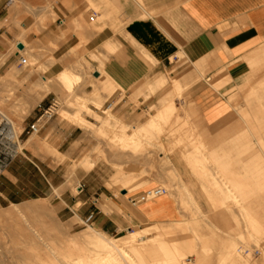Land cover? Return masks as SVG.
I'll list each match as a JSON object with an SVG mask.
<instances>
[{
    "label": "rangeland",
    "instance_id": "obj_1",
    "mask_svg": "<svg viewBox=\"0 0 264 264\" xmlns=\"http://www.w3.org/2000/svg\"><path fill=\"white\" fill-rule=\"evenodd\" d=\"M7 1L0 0V4L4 5ZM29 2L30 5L27 4ZM114 2L110 0H24V4L20 0L12 1L14 7H19L18 9L16 8L18 14H16L15 20L14 18L13 20L11 19V15L0 24V26L6 27L8 31L12 26L18 31L16 36L13 34L12 38H8L5 34H2L0 41V100H4L3 103L2 100L0 101V108L3 106L2 111L5 116L2 117L0 115V130L2 133L1 137L3 138L0 141V172L10 164H14L16 168L14 171L23 175L22 181L27 184L28 188H34V191L30 192L29 197L25 200H17L12 197L13 200L11 202L7 200L0 201V211L12 208V204L21 206L29 202L40 201L45 205H49L46 207L51 206L49 210L52 209L50 211H52L53 216L55 215V218H53L55 223L57 222L56 225L71 235L72 233H79L87 228L89 224H92L105 234L114 237L125 236L139 227L148 228L151 226L148 228L149 231L147 233L148 236H151L153 234L152 226L154 222L162 225L165 230L173 229L180 231L186 226L187 220H192L191 217L193 215L186 216L185 214L189 211L178 207V216L176 218L157 221H147L144 219L140 220V223H136L126 213L129 212L130 208H136L140 204L135 203L133 205L134 202L131 200L137 198L144 191L130 196L127 200H119L117 202L112 201L105 194H101L100 198L96 194L92 199L94 202L92 204L91 199L86 200L87 196L84 195L86 193L85 190L91 188V190L97 191L99 194L98 187L101 180L113 195L119 197L121 195L120 192L124 191V189L130 192V187L134 188L140 182L143 183L144 181L145 183H140L144 185L148 181H154L156 186L164 187L167 193L175 201H178L176 198L179 195L186 197L183 187L185 186L184 182L188 180L193 188V199L191 201L198 203L200 206L199 214L195 216V222L197 223L193 225L199 236L200 245L206 244L214 247V249L211 247L214 252L213 255L206 257V259L211 260L212 264H215L214 261L217 260L216 254L220 249L218 246H220V243L226 242L224 238L227 241H233L237 237V232L241 229L243 231L242 225L244 223L242 221L241 210H239L238 204L233 205L232 209L226 211L211 208L210 203L212 199L210 200L209 197L207 199L206 192L201 189V177L193 173V168L189 166L192 162L190 163L187 155L193 153L194 148H201L199 154L202 153V155L206 156L212 154V159L206 161V171L209 174L208 180L210 179L211 182L217 180L223 187H231L232 185L228 180L230 178L239 179L241 180V187L246 191L248 187L258 188L262 186L264 188V184L257 182L258 180H264V176H253L258 171L264 170L263 166L255 167L254 165L257 163L255 160V156L257 155L259 156L258 161L264 164V145L261 142L259 143L258 139V146L260 148H221L222 144L223 147L226 144L223 141L219 148H214V151H211L210 136H202L200 126H198L197 114L199 112L197 108L193 103H188L184 107L181 101L191 99V86L205 82L204 77L206 76L210 77L208 73L212 65L203 72L197 73L196 77L189 76L194 62L186 60L181 53L176 52L177 57H171L170 61L166 60L165 67L161 70L159 69L157 72H152L151 75L139 80V82L132 86L124 87L113 78L111 88L109 85L104 86L106 85L104 82H100L104 85L100 84L99 81L95 82L93 79L99 76V74L97 76L94 75L97 72L95 69L101 70L104 75L108 74L104 69V62L111 55H117L118 52H121L120 50L125 48V44L140 48L130 38L129 33L126 32V28L128 27L126 24L127 20L122 18L119 9L114 8ZM82 5H85V7L81 8L80 6ZM23 6H25V9ZM30 6L33 8V11L31 10L32 8L30 9ZM54 7L57 8L54 9ZM26 9H29L28 12H26ZM143 17H146V15H143ZM26 19L32 22L31 25L24 28L22 22ZM52 24L55 26L56 32H52L50 29ZM20 32H24V38L27 39L28 51L25 53L27 57L19 53L14 44L18 40ZM91 33L93 34L91 35ZM106 33L107 38L105 36L104 40H99L100 34L103 36ZM41 35L44 38L42 41L40 39ZM68 37L70 41L67 43L66 38ZM116 37L122 38L123 42L118 41ZM171 39V41H174L173 38ZM95 40L96 42L94 43ZM59 42L64 43L66 53L64 56L56 59L51 57V55L52 52L59 48ZM141 50H139L140 54ZM258 55L254 59V62L248 64H256L260 60V57L264 55V50L259 52ZM141 58L146 64L148 63L146 59ZM86 61L89 65H87ZM56 63L60 64V71L67 70L72 76L79 77L75 83H79L81 86V90L78 91L80 100L69 94L59 95L43 86V84L38 83L40 76L46 74L55 76L58 73L56 70L49 72L53 69L54 65L56 66ZM152 64L148 63V66L150 65L151 68ZM33 67L40 69H36L38 70L36 71ZM213 68L216 69L217 64ZM31 70L34 71L32 74L29 73ZM160 75L165 76L168 80V84L165 87L154 90L146 87L148 81H153L155 77ZM217 75L218 72H215L211 78L214 80ZM36 76L39 78L37 77L36 79ZM171 78H177L181 81L182 90L179 94H176V88L171 85ZM226 82L227 77L220 82V86L215 88V90H219ZM92 83H99L101 88L98 85L94 87L95 84L92 85ZM96 88L100 89L96 91ZM253 90L250 91L253 92ZM160 92L173 98L175 105L184 112L185 117L183 116L181 119L186 122V125L175 135L178 141L175 142L173 135H164L162 147L156 139V132L157 135L162 134L166 129L165 127L162 133H160L162 129H156V131L148 130L149 132L143 131L136 137L142 141V149L140 148L141 146L138 148L131 147L137 148L135 149L137 151L135 153L146 154L147 161H138V159H133L128 155L119 154L117 152L118 147H125H120V143L117 144V137L124 134L135 136L133 132L136 131V127L148 120L150 115L160 107ZM29 94L34 98L39 99V96L41 98L37 103L32 104L31 100L34 98H30ZM52 97L58 103L55 110L52 111L51 116L41 119L39 132L33 135L30 134L27 125L33 123L51 106L53 103V101H50ZM96 98L100 101V107L94 104L95 102L97 103ZM72 100L75 102L78 100V106H83L85 103V106L87 105L100 117L97 116L95 118L94 115L93 117L92 112H89V114L82 112L76 106L77 104L72 103ZM61 109H65L69 115L70 113L79 112L91 124H78L79 126H77L76 122L78 121L71 120L72 116H65L68 118L64 119L60 116L62 112L59 113V111ZM81 109L84 110L82 107ZM103 109H107V113H103ZM9 121H12V123L15 121L14 128L17 133H15L16 136L14 137H12ZM116 123L120 127V123H122L123 127L120 129ZM71 124L74 126L71 127ZM115 125L116 127H114ZM72 130L76 131L73 132ZM63 131L68 133V135L71 131L73 133L67 138V135H62L63 133L61 132ZM122 131H124V134ZM58 133L61 136L57 137ZM191 133L195 134L193 142H190L191 136L189 135ZM30 138H34L33 141L35 142L30 144L28 142ZM53 138L55 141L52 140ZM62 140H65V144L62 148H58L57 145H60ZM107 140L112 141V143ZM180 150H182L181 155ZM178 156H180L179 159L175 161L174 158ZM225 156H228L226 162L223 159ZM243 161H247V163ZM172 164H181L183 167L181 169H174ZM249 165L250 167H246ZM40 171L43 172L44 178L38 176V172ZM221 171H226V176L222 175ZM79 184L84 186V191L81 193H78L77 189ZM153 187L155 186L145 188L144 190H149ZM210 194L215 196V199L213 198L215 205L219 204L217 198L224 196L223 193L217 191H211ZM232 194L237 196L264 197V193L256 192H238ZM260 201L263 202L264 200ZM179 212H184V214H179ZM46 213L44 214V219L48 221L51 217ZM219 213H224V216H221ZM231 213L238 214L236 217L237 223L231 222L233 221ZM101 214H103V217ZM240 219L241 221H239ZM208 221L210 224H207ZM114 226L116 229H113ZM3 237L4 235L0 231V240H2L0 242V252L6 255L7 253L13 255L19 252L30 251L23 246L24 243L19 237H13V239L12 237ZM221 238L225 241H222ZM240 241L238 240L239 245L242 244V239ZM260 241L264 245V239H260ZM213 244L216 245L213 246ZM15 245L21 246L16 250L14 248L8 249ZM3 260L11 262H15V260L20 261L14 257L4 258Z\"/></svg>",
    "mask_w": 264,
    "mask_h": 264
},
{
    "label": "crops",
    "instance_id": "obj_2",
    "mask_svg": "<svg viewBox=\"0 0 264 264\" xmlns=\"http://www.w3.org/2000/svg\"><path fill=\"white\" fill-rule=\"evenodd\" d=\"M110 1H115L114 8L119 9L122 18L127 20L126 32L140 47L138 49L125 44V48H122L121 52H118L117 55H111L104 62V69L108 73L105 75L111 79V82L113 78L124 87L132 86L139 80L151 75L152 72H157L165 67L166 60L170 61L171 57H177L176 52L181 53L186 60L194 62L189 76L196 77L197 73L203 72L212 65L208 73L210 77L206 76L204 77L205 82L191 86V99L181 101L184 107L188 103H193L197 108L199 112L197 114L198 126H200L202 136H210L211 151L213 152L214 148H219L223 141L226 144L225 147L222 144L221 148H260L258 139L259 143L261 142L264 145V55L260 57L256 64H248L254 62V59L259 56V52L264 50V0ZM12 5L11 0H8L4 5L0 4V24L11 15L15 20L18 11ZM80 7L84 8L85 5ZM56 8L54 7V9ZM143 15H146V17H143ZM31 22L26 19L22 22V26L25 28L31 25ZM50 29L52 32H56L53 24ZM17 33V29L13 26L9 31L6 27L0 26V41L2 34L12 38L13 34L16 35ZM21 33L18 34V39H20ZM41 36L42 41L44 38ZM105 36L107 38V33L103 36L100 34L99 40H104ZM171 38L174 41H171ZM69 39V37L66 38L67 43L70 41ZM117 39L121 43L123 42L122 38ZM25 40L27 41L26 38ZM58 45L59 48L51 55L56 59L66 53L64 43L59 42ZM140 49H142L141 54ZM18 52L20 53L19 50ZM141 57L146 59L148 63H153L151 68L148 63L142 61ZM215 64H217L216 69L213 68ZM59 68L60 64L56 63V66L54 65L49 72L54 70L60 72ZM99 71L101 72V70ZM215 72H218V75L213 80L211 77ZM226 77L227 82L225 85L219 90H215ZM170 83L176 88V94H179L182 90L181 81L177 78H171ZM167 84V78L160 75L155 77L153 81H148L146 87L154 90L163 88ZM252 89H254L253 92L250 91ZM166 95L161 94L160 107L155 112L170 101H174L173 98ZM53 100H55L54 97L50 101ZM181 116H184L183 112H181ZM72 131L75 132L76 130ZM72 131L69 135L64 131L61 133L69 138L73 133ZM59 136L61 134L58 133L57 137ZM52 140L55 141L54 138ZM64 144L65 140H62L57 147L62 148ZM200 149L195 148L196 153L201 152ZM181 153L182 150H180V155ZM179 157L174 158V160L176 161ZM199 159L204 165L201 170L197 167ZM211 159L212 154L206 156L202 153L200 158L196 156L195 159L196 169L194 174L201 177V189L204 188L206 193L217 191L224 194L227 188H234V186L238 187L239 192L264 193L262 186L258 188L248 187L245 191L241 187V180L235 178L228 180L232 185L231 187H223L217 180L211 182L210 179L208 180L209 174L206 171V161ZM223 159L226 162L228 156ZM255 160L257 161L254 164L255 167H264V164L258 161V155L255 156ZM243 162L247 163V161ZM172 165L174 169L183 167L181 164ZM246 167H250V165ZM15 169L14 164H10L0 172V201L7 200L11 202L12 197L17 200H25L29 197V193L34 191V188H28L27 184L22 181L23 175L16 173ZM38 173V176L44 178L43 172ZM222 175L226 176V171L222 172ZM253 176H264V170L258 171ZM257 182L264 184V180H258ZM184 183L183 190L187 194L186 190L191 189L192 184L188 180ZM152 186H156V183L148 181L136 190L130 192L125 189L122 190L121 195L117 197L100 180L99 194L89 188L85 190L84 195L87 196L86 200L91 199L92 204L94 203L92 199L96 194L99 198L101 194H105L112 201L117 202L127 200L130 196ZM83 187L80 184V190L77 188L78 193L84 191ZM212 196L215 198L214 195ZM221 199H223V196L217 198V200ZM260 200H264V197L247 196L244 207L264 228V201L261 202ZM136 207L147 221L170 220L178 216L176 201L167 192L151 202H142ZM155 211L161 214L159 216L154 215ZM101 216L103 217V214ZM131 220L140 223L136 218H131ZM113 229H116V227L114 226Z\"/></svg>",
    "mask_w": 264,
    "mask_h": 264
},
{
    "label": "bare ground",
    "instance_id": "obj_3",
    "mask_svg": "<svg viewBox=\"0 0 264 264\" xmlns=\"http://www.w3.org/2000/svg\"><path fill=\"white\" fill-rule=\"evenodd\" d=\"M11 1H13V0H11ZM20 2L24 3V0L23 1L20 0ZM27 4L30 5V2ZM28 5H27V7H28ZM25 6H23V8ZM31 6H30V9L33 7V6L32 7ZM10 7H11V5H10ZM15 7H13V8L15 9ZM14 9H13V11H14ZM28 10L26 12H28ZM31 10L33 11V8ZM31 15H32V13H31ZM11 18L13 20V17H11ZM22 30H24V29H22ZM92 34L93 33H91V35ZM17 42H21L23 44V48L21 50L20 49H18V50L20 51L21 54H24L25 57H27L26 56L27 54H25V53L28 51V49H27V41L24 38V32L21 33L20 39L16 40V42H14V44H16ZM30 53H31V51H30ZM87 65H89L88 62H87ZM34 69H32V70H34ZM36 69H38V67ZM45 69H43V70H45ZM90 69H92V68H90ZM32 70L29 72L30 74H32L34 72ZM38 70H36V71H38ZM95 70H97L99 72V76L95 77V79H93V80L95 82L99 81V83L104 82V84H106V85H104L102 83H100V84H102L104 86L109 85L111 88V84H112L111 79L108 76L102 74L98 69H95ZM30 74H28V75H30ZM35 75H36V73H35ZM38 76H36V79ZM78 78L79 77H77V76H75V77L72 76L70 73H68L67 70H62V71L58 72L55 76L49 75V74L40 76L38 83L43 84V86H45L49 90L56 92L59 95H68L69 94L70 96L71 95L75 96V98L80 100V96L78 94V91L81 90V88H80L81 86L79 85V83H75V81L78 80ZM99 83H92V85L95 84L94 87H96V85L100 86ZM100 88H101V86H100ZM99 89H97L96 91H98ZM0 90H1V86H0ZM92 95H93V93H92ZM29 96H30V94H29ZM37 96H39V95H37ZM87 96H89V95H87ZM87 96H86V98H88ZM32 97L30 96V98H32ZM40 98L41 97L39 96V99ZM75 98H73V100ZM39 99L38 98L32 99L31 100L32 104L37 103L39 101ZM81 99H82V97H81ZM91 99H93V98H91ZM73 100H72L73 104L78 103V100H77V102H75L76 99H75V101H73ZM85 100H87V99H85ZM3 101L4 100H2V103H3ZM29 101H30V99H29ZM67 101H69V100H67ZM96 101H97V103L95 102L94 104L95 105L97 104V107H100L101 106L100 101L97 98H96ZM93 102H94V100H93ZM78 104L76 106H78ZM80 104H82V103L80 102ZM80 106H78L79 107L78 109L81 110L82 112L88 113V114H89V112H92L93 113L92 116L94 115L95 118H97V116H99L91 108L87 107V105L85 106V103L83 106H81L82 108H84V110L81 109ZM1 108H0V115L2 117H5L3 115L4 112L2 111L3 108L2 109ZM181 111L182 110L175 105L174 101H170L168 104L163 106L160 110L151 114L148 120H146L141 125L136 127V131L133 132V133H135L134 134L135 136H132V134L131 135L130 134L125 135L124 131H122V133L124 135H121L118 137L116 135V137L118 138L117 144L120 143L119 144V145H121L120 147H125V148H119L118 147L117 152L121 155H128L129 157H132L133 159L134 158L138 159V161L139 160L140 161H143V160L147 161V155L146 154L135 153V151H136L135 149H137L140 146H141L140 147L141 149L143 147L142 141L136 137H138L140 132L148 131V130H155L156 131V129H158V130L162 129V131H160V133H162L163 128L165 127L166 128L165 130H167V131L164 130V132H166V133L163 132L162 134L157 135V132H156V139L160 142L161 146L163 147V140H164L163 137H164V135H167V134L173 135L174 136L173 139L175 140V142L178 141L177 137L175 138V135H177L179 130L186 125V122L183 119H181L182 118ZM60 112H62V113H60ZM59 113L63 119L68 118L65 116H72L71 120H77L78 121V122H76L77 126H79L78 124H80V125H83V124L84 125L85 124L90 125L91 124V122H89L87 119H85L79 112L70 113V115H69V113L65 109H61V111H59ZM103 113H107V109H103ZM113 114H114V112H113ZM106 120H108V119L106 118ZM9 122H10L9 125H10V130L12 132V137H14V136H16L15 133H17V132H15V128H14V122L15 121H13V123H12V121H9ZM119 122H118V124H119ZM72 124H75V123H72ZM72 124H71V127L74 126ZM118 124L116 123L117 126H118ZM120 124H121V127H123L122 123H120ZM116 125L114 127H116ZM118 127L121 129L120 126H118ZM125 127H126V125H125ZM125 127H124V130H125ZM16 128H17V126H16ZM128 128H130V127L128 126ZM117 130H119V129H117ZM114 131H115V129H114ZM116 132H118V131H116ZM33 134H35V133H32V135ZM113 135H115V134H113ZM194 135H195L194 133H191L189 135V136H191L190 142H193V136ZM116 137H115V139H117ZM33 140H34V138H32V139L30 138L28 140V142L30 144H32L35 142ZM113 140H114V136H113ZM130 140H132V141H130ZM105 141H106V139H105ZM108 142L112 143V141H108ZM131 146L132 147L134 146L137 148H132ZM199 152L196 153L195 148H194L193 153L187 155L188 156L187 158L190 160V163L192 162L189 166H191L193 168V170H194L193 173H195V169H196V163H195L196 156H199V158H200V155H201V154H199ZM197 167L199 168V170L204 168V165L201 163L200 159H199ZM140 183L143 184L145 182L143 181V183L142 182H140ZM140 183L138 185L134 186V188L130 187L129 190L133 191V190H136L138 188H141V186H143V185H141ZM203 190H204V188H203ZM143 191L148 192V190H143ZM186 192H187L186 197L179 195L176 198V200H178V201H176L177 202L176 204L178 207H182V208L187 209L189 212L186 213L185 215L186 216H189L190 214L193 215V217H191L192 220H187L186 226L180 231H176L173 229L165 230L162 225L154 222V225L152 226L153 234L151 236L147 235V233L149 231L148 228H150L151 226L148 228L139 227L138 229H134L133 231L129 232L125 236L114 237V236H110V235L105 234L99 228L94 227L92 224H89L87 226V228L83 229L79 233H77V234L72 233V235H71L67 232H64L63 231L64 229L62 230L60 228V226L56 225L57 222L55 223V221H54L55 215L54 216L52 215V211H50L52 209L49 210V208L51 206L46 207L49 205H47V204L45 205L44 203H42L40 201L29 202V203L23 204L21 206H18V204L17 205L12 204V206H13L12 208L0 211V231H1L2 235H4V237H7V238L12 237V239H13V237H17V238L19 237L22 240V242L24 243L23 246L25 248L29 249L30 251H27L24 253L19 252V253H15L13 255H9L10 253L9 254L7 253V255H6L3 252H0V264H212V261L209 259H206V257H210L213 255L214 252H213L212 248L214 249V247L206 245V244L200 245L199 236L197 235L196 229L193 225V224L197 223V222H195L196 221L195 216H198L197 214H199L200 206L198 203L191 201V199H193L192 198L193 189L192 188L187 189ZM224 192L225 193H224L223 199L218 200L219 201L218 205H215V200H214L215 198L210 194V192L206 193L207 199H208V197L210 200L212 199V201L210 203L211 208H213V209L217 208L218 210L226 211V210L232 209L234 207L233 205L238 204L237 206L240 207L239 210H241L240 212H241L242 221L244 224L241 222V224H243L242 225L243 231H241L242 229L240 228L241 230L237 232V234H236L237 237L234 238L235 240L227 241V239L224 238L227 242V243L226 242L224 243V242H222L224 239L221 238L222 241H220V242H222V243H220V246H218V247H220V249L217 251V254H216L217 260L214 261L215 264H262V263L264 264V245L260 243L261 242L260 239H264V228L245 209L244 202H245L247 196L233 195L232 193H238L239 192L237 186H234V188H227ZM230 194H232V195H230ZM210 200H209V202H210ZM151 201H153V200L151 199V200H148L147 202H151ZM181 203L183 204L182 206H181ZM133 205H135V203H133ZM45 213L50 215L51 218L48 220L50 222H48L47 219H44ZM182 213L184 214V212H181V213L179 212V214H182ZM127 214H129L132 218H136L139 221L145 219V217H143V215L137 209V207L136 208H130L129 212ZM153 214L159 216L161 213L158 211H155ZM219 214L221 216H224V213H219ZM237 215L238 214H236V213L231 215V217L233 218L232 219L233 221H231V222L237 223V221H238L236 219ZM191 221H194V222H191ZM239 221H241V219ZM207 224H210L209 221L207 222ZM62 228H63V226H62ZM238 228H237V230H238ZM60 234H62V236H60ZM213 237H215V236H213ZM223 237H225V236H223ZM216 238H218V237H216ZM241 239H242V244L239 245L238 240L240 241ZM1 241L2 240H0V242ZM215 245L213 244V246H215ZM20 246L15 245L13 247L11 246V248H8V249L10 250V249L14 248L16 250ZM4 249H6V248H4ZM9 257L18 258L20 261L15 260V262H11V261H4L3 260L4 258L8 259ZM22 259H23V261H22Z\"/></svg>",
    "mask_w": 264,
    "mask_h": 264
},
{
    "label": "built area",
    "instance_id": "obj_4",
    "mask_svg": "<svg viewBox=\"0 0 264 264\" xmlns=\"http://www.w3.org/2000/svg\"><path fill=\"white\" fill-rule=\"evenodd\" d=\"M57 101L53 100V103L51 104V106L46 109L42 115H40L39 118H37L33 123H30L27 125V129L28 132L30 134L32 133H37L40 130V123H41V119L43 117H49L51 116V113L53 110H55V107L57 106ZM2 133L0 130V141L3 139L2 137ZM9 148V147H7ZM80 190V184L77 187ZM165 192H167V190L164 187L161 186H155L151 189L148 190V192H143L141 193L139 196H137V198L133 199L132 202L134 203H142V202H147L148 200L154 199L162 194H164Z\"/></svg>",
    "mask_w": 264,
    "mask_h": 264
},
{
    "label": "water",
    "instance_id": "obj_5",
    "mask_svg": "<svg viewBox=\"0 0 264 264\" xmlns=\"http://www.w3.org/2000/svg\"><path fill=\"white\" fill-rule=\"evenodd\" d=\"M16 47H17L18 49H22V48H23V45H22V43H17V44H16ZM94 75L97 76V75H98V72H96Z\"/></svg>",
    "mask_w": 264,
    "mask_h": 264
}]
</instances>
